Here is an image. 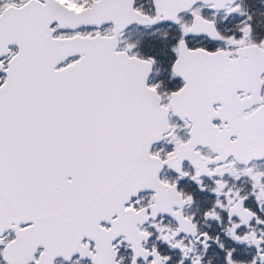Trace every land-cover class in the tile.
<instances>
[{"label":"snow or ice","instance_id":"snow-or-ice-1","mask_svg":"<svg viewBox=\"0 0 264 264\" xmlns=\"http://www.w3.org/2000/svg\"><path fill=\"white\" fill-rule=\"evenodd\" d=\"M0 264H264V0H0Z\"/></svg>","mask_w":264,"mask_h":264}]
</instances>
